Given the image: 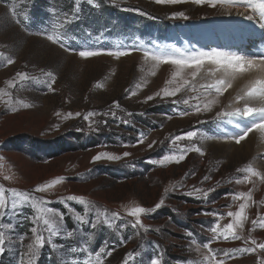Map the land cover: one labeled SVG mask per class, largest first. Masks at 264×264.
<instances>
[{
    "label": "rangeland",
    "instance_id": "obj_1",
    "mask_svg": "<svg viewBox=\"0 0 264 264\" xmlns=\"http://www.w3.org/2000/svg\"><path fill=\"white\" fill-rule=\"evenodd\" d=\"M94 3L96 6L87 0H80L79 5L76 0H0V89L11 92L17 109L13 112L0 102V186L46 201L43 206L59 214L56 219L62 226L59 235L50 236L42 223L35 222L38 213L31 202L12 210L11 201L17 198L6 191L8 209L0 217V225L11 227L0 229L7 237L0 264H28L30 259L33 264H87L102 248L104 264H123L126 257L128 264H150L153 258L161 264H188L199 261L201 253L207 254L203 243H209L225 264H258V260H264L260 249L229 255L225 250L255 247L251 239L264 243V229L256 227L249 232L253 229L251 221L258 214L264 215V182L251 178L249 183H236L246 175L237 169L249 163L264 172V138L253 132L239 145L229 139L239 131L238 122L226 126L229 119L218 120L216 113L231 110L229 105L242 107L234 103L238 91L218 95L201 88L218 78L204 70L195 81L186 77L196 91L190 85L176 96L161 94L145 102L171 79L175 66L159 64L153 68L156 62L143 56L144 50L171 52L173 48L264 54V27L258 12L245 9L253 16L248 20L228 14L225 6L198 5L191 0L179 4H157L155 0ZM176 12H183L187 19L173 17ZM66 19L70 22L65 23ZM57 24L61 25L59 29ZM56 31L64 47L46 39V34ZM216 31L222 37L227 35L228 40L214 38ZM220 35L217 37L222 38ZM81 50L130 54L84 59L78 55ZM5 57L14 63L7 64ZM212 66L205 65V69ZM151 71L156 74L151 75ZM17 72L37 79L19 82L9 89L6 81L16 78ZM45 72L54 75V83ZM213 98L218 103L211 111L195 112L193 105L199 103L202 108ZM16 100L31 107L23 108ZM89 112L93 116L85 120ZM189 131L197 133L192 140L173 142L176 136ZM141 139L143 143H139ZM149 144L153 146L149 148ZM193 145L200 147L204 155L191 151L180 163H154ZM238 148L246 150L238 152ZM38 149H44L42 161L34 159ZM101 152L121 159L93 162L92 158ZM125 152L130 155L124 156ZM106 171L119 176L110 178ZM4 175L12 179L5 180ZM57 177L63 181L53 188L33 191ZM249 190L253 199L246 209L248 220L242 231L237 230L243 238L212 240L210 228L214 223L218 219L221 226L228 223L231 217L227 212L236 211L243 202L234 201L232 194ZM204 192H208L206 197ZM69 195L82 196L89 203L67 200ZM161 199L164 203L159 209L142 214L143 228L132 226L135 218L126 214V206L134 203L153 208ZM112 212H118L119 218L112 217ZM76 216L83 217V222ZM33 227L46 241L34 258L26 255L27 245L34 240ZM197 244L201 252L195 250Z\"/></svg>",
    "mask_w": 264,
    "mask_h": 264
},
{
    "label": "snow or ice",
    "instance_id": "obj_2",
    "mask_svg": "<svg viewBox=\"0 0 264 264\" xmlns=\"http://www.w3.org/2000/svg\"><path fill=\"white\" fill-rule=\"evenodd\" d=\"M155 2L157 4H179V3L188 2V0H155ZM191 2L198 5L207 4L210 7H215L217 4L221 6H227L230 8L237 7L239 5H244L248 10L258 12L259 22H261V26L264 27V0H260L259 3H257L256 0H191ZM79 3L80 0H76V4L79 5ZM87 3L96 6L94 0H87ZM10 11H12V9H10ZM76 11L77 12L79 11L78 7ZM173 17H182L184 19H187V17L184 15L183 12L173 13ZM246 19L253 20V16L247 15ZM19 22L20 21L17 20V23ZM68 22H70V20L66 19L65 23ZM55 27L59 29L61 25L57 24ZM46 39L53 44L59 43L61 47H64V45L61 43L62 36L58 31L54 32L53 34H46ZM65 50L70 51V49H65ZM102 54L119 58L121 56L129 55L130 52L109 51L106 53H102L96 50H81L78 53V55L84 59L94 56H99ZM0 56H3V54L0 53ZM143 56L146 60L156 62V64L153 65V68L159 64H168L175 66V70L171 73V79L166 80L164 83V87L160 88L156 93L147 96L145 102L154 99V97L156 96H161V94L163 95V97L176 96L186 86H190V85H191V90L196 91L195 85L191 84V81H195L196 78L200 75L202 70H204L206 74L210 76H215L216 73H221V76L217 79H214L212 83L201 85V88H205L206 90H214L215 93L218 95H223L229 88H231L232 82L237 78L238 75L250 74L251 78L236 93L234 97V103L242 104V107H232V105H229V108L231 110H221L217 112L216 118L218 120H223L225 118L231 120L232 118H236V117L250 119L251 122L245 125L244 127H240V125L238 124L237 128H239V131L233 136L229 137V139L234 141V143L237 145H239L242 141H244L249 136V134L253 132L260 133L261 137L264 138V54H260L257 56H246L239 54L237 52L220 51L215 48L211 49L210 51L193 50V51L185 52L179 48H173L171 52L144 50ZM4 59H6L7 64L9 65L14 63V61L10 58L5 57ZM205 65H213L214 67L211 69H205ZM186 70H191V71H188L186 73ZM150 74L155 75L156 73L155 71H151ZM44 75L49 77L51 81L54 83L55 77L51 72H45ZM187 76L191 77V81L188 78H186ZM16 78L9 79L6 81L7 87L9 89L14 88L16 84L19 82H27L29 80L35 81L37 79L36 77H31L24 72H17ZM171 84H175L176 86L170 88L169 85ZM99 86L100 85L98 84L97 87ZM48 87L50 90H53L51 83H48ZM136 87L140 88L141 85L137 84ZM131 95L134 96L136 95V93L132 92ZM4 97H8V99L4 100L3 99ZM193 99L198 100L199 97H193ZM0 102L5 103L13 112L17 110L16 107L13 106L11 92L6 91L5 89H0ZM15 103L19 104L23 108L31 107V105L25 103L22 100H16ZM183 103L188 104L189 101L184 100ZM217 103L218 100L213 98L207 100V102L203 104L202 108L199 103L193 105V107L196 113H200L201 111L207 112V111H211L212 106ZM114 106L119 107V105L116 104L115 102H114ZM75 115L79 116L80 113H76ZM71 116L72 114L69 113L68 117ZM91 116H93V113L89 112L83 118L85 120H88ZM196 135H197L196 132L189 131L183 136H176L173 142L175 143V141H180L184 139L192 140ZM207 138L211 139V137H207ZM139 143H143V139H141ZM154 143L155 141H153V144ZM153 144H149L148 147L151 148ZM191 151H195L200 155H204L200 147H196L195 145H193L192 147H189L187 149H180L179 154L165 155L162 157V159L158 161H154V163L160 165H165L171 162L180 163L186 158L187 153ZM123 155L128 156L130 155V153L125 152L123 153ZM2 159L3 158L0 157V160ZM92 159L93 162L100 159L119 160L121 159V156L101 152L98 153L96 156H94ZM0 167H3V165H0ZM237 172L246 173V175L242 179L236 180L237 184L249 183L251 182L252 177H256L261 182H264V174L257 171L251 165V163L244 166L243 168H238ZM3 178L5 180L12 179V177L9 175H4ZM207 179L208 177H205V180ZM62 181H63L62 177L53 178L52 180L48 181L45 184L37 185L33 189V191L45 192L48 189L53 188L58 183H61ZM171 187L174 186H170V188ZM168 190L170 189H166V191ZM6 191H10L12 197L17 198L11 201L12 210H16L23 203L30 201L31 207L35 209L36 212L38 213L37 216L34 218L35 222L42 223V225L45 226L44 230L47 231L50 236H57L60 234L62 230V226L60 225L59 220L56 219V217L59 216V214L54 212V210L51 208L44 207L43 205L44 203H46V201L37 200L35 197L30 196L28 193L21 192L15 188L6 190L3 186H0V217H3L5 215L6 210L8 209ZM196 191L199 192L200 190L197 189ZM203 195L206 197L208 195V192H204ZM232 199L234 201H243V202L239 204L236 211L227 212L226 215L228 217H231V220L228 223H225L223 224V226H221L219 219L214 223V225L210 228V232L213 234L211 237L212 240L223 238V240L227 241L229 239L241 240L243 238L242 235L237 230L239 229L242 231L244 229L245 221L248 220L246 209L249 207V201H252L253 199L252 191L249 190L248 192L233 193ZM67 200L79 201L80 203L85 205L89 203L88 201H86L84 197L76 196V195L67 196ZM163 203L164 200L161 199L158 203L154 205L153 208H145L139 205H135L133 203V205L131 206H126L125 211L128 216L135 218V223L132 225L133 227L139 225L141 228H143L144 225L141 221L142 214L159 209ZM100 215H105V213L101 212ZM111 216L118 219L119 213L112 212ZM220 219H223V216H221ZM76 220L83 222V217L76 216ZM251 224L253 225V229H250L249 232L254 230L256 227L264 229V215L258 214L257 218L251 221ZM5 227L10 228L11 226L0 225V229ZM31 231L34 236V240L27 245L26 255H29L30 257L34 258L37 252L39 251V249L44 246L46 241L43 234H41L36 227H33ZM67 235L71 237L72 233L69 232L67 233ZM6 239L7 237L5 232L0 230V254H2L5 251L4 245ZM47 242L50 243L51 241L49 240ZM250 244L255 245V247L228 249L225 250V255H229L233 251L248 252V253H253L257 249L264 251V243H257L255 239H251ZM202 248L207 250V254L201 253V259L199 261H189L188 264H225L223 259L217 258L216 253L211 249L209 243H203ZM195 250L197 252H201V246L197 244ZM73 251H75V249H73ZM103 252L104 249L102 248L100 252L96 253L94 260L90 258L87 261V264H104L103 259L101 258V253ZM111 254H112L111 251L107 253L108 256H110ZM130 256L131 254H129V257ZM28 264H33V261L30 259L28 261ZM123 264H128V257L125 258ZM150 264H161V262L159 259L153 258L151 259ZM258 264H264V260H258Z\"/></svg>",
    "mask_w": 264,
    "mask_h": 264
},
{
    "label": "bare ground",
    "instance_id": "obj_3",
    "mask_svg": "<svg viewBox=\"0 0 264 264\" xmlns=\"http://www.w3.org/2000/svg\"><path fill=\"white\" fill-rule=\"evenodd\" d=\"M225 7L228 10V14H231L232 15V13H233V15H235V16H237L239 18H241V17L246 18V16L248 15L247 14V12H248L247 10H246L247 12L246 11L245 12L243 11V8L244 7H238V6L237 7H233V8H230V7H227V6H225ZM240 13H243V14H240ZM230 23H233V22H230ZM260 52H262V51H259V53ZM211 68H213V66ZM216 75L219 78L221 76V73H218ZM252 75H254V74H252ZM250 78H251V75L250 74L238 75L237 78L232 82V87L227 90L228 94H233V93L239 91L247 83V81ZM246 121L247 122H244V123H248L250 120L248 118H246ZM238 124L240 125V127H243L244 126V124L237 123V125ZM241 146L243 147L245 145H241ZM246 148H248V147H246ZM244 150H246V149H244V148H238V152H241V151H244ZM262 174H264V172ZM252 178H254L255 180L257 179L256 177H252Z\"/></svg>",
    "mask_w": 264,
    "mask_h": 264
},
{
    "label": "crops",
    "instance_id": "obj_4",
    "mask_svg": "<svg viewBox=\"0 0 264 264\" xmlns=\"http://www.w3.org/2000/svg\"><path fill=\"white\" fill-rule=\"evenodd\" d=\"M76 140L80 141L82 138H75ZM44 149H38L35 151V156L34 159L42 161V157L40 156L42 154ZM37 156V157H36ZM117 171V170H115ZM118 172V171H117ZM114 174V175H113ZM106 175H108L110 178H116L117 176H119L118 174H115L114 172L112 173L111 171H106ZM117 175V176H116ZM181 222V221H180Z\"/></svg>",
    "mask_w": 264,
    "mask_h": 264
}]
</instances>
